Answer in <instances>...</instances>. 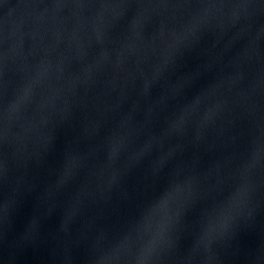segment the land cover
Returning a JSON list of instances; mask_svg holds the SVG:
<instances>
[{"label": "water", "instance_id": "obj_1", "mask_svg": "<svg viewBox=\"0 0 264 264\" xmlns=\"http://www.w3.org/2000/svg\"><path fill=\"white\" fill-rule=\"evenodd\" d=\"M102 2L140 50L6 120L27 65L79 70ZM0 264H264V0H0Z\"/></svg>", "mask_w": 264, "mask_h": 264}, {"label": "clouds", "instance_id": "obj_2", "mask_svg": "<svg viewBox=\"0 0 264 264\" xmlns=\"http://www.w3.org/2000/svg\"><path fill=\"white\" fill-rule=\"evenodd\" d=\"M78 6L91 7V5ZM53 7H59V5L55 4ZM122 8V4L114 2H102L98 5L97 11L93 15L94 37L89 41L88 50L75 58L80 64L78 71L70 70L69 65L72 60L70 61L64 55H60L54 60L47 57L38 58L34 64L27 65L16 98L6 110L5 119H9L13 113H18L28 105H34L33 120L36 122L32 123L31 127L37 129L38 126L47 123L60 110L58 102L61 105L67 103L65 94L72 92L77 84L93 80L98 73L106 71L109 67L120 68L126 62L129 54L139 51L142 44L140 38L142 16L133 19L128 28V35L124 39L117 42L109 35L112 23L121 15ZM209 8L218 10L220 6L211 5ZM208 15L209 10L206 9L203 16H193L181 33L172 34L173 41L179 42L194 35L196 28ZM211 15H215V12H212ZM97 17H105L99 27L94 22ZM99 33H102V36ZM96 47H98V51H94ZM112 57H114V61L110 59ZM194 109L195 103L189 107L187 112L190 113ZM183 119L182 115L180 122Z\"/></svg>", "mask_w": 264, "mask_h": 264}, {"label": "snow or ice", "instance_id": "obj_3", "mask_svg": "<svg viewBox=\"0 0 264 264\" xmlns=\"http://www.w3.org/2000/svg\"><path fill=\"white\" fill-rule=\"evenodd\" d=\"M100 36H102V33H99Z\"/></svg>", "mask_w": 264, "mask_h": 264}]
</instances>
